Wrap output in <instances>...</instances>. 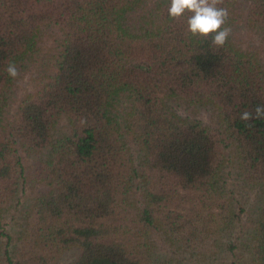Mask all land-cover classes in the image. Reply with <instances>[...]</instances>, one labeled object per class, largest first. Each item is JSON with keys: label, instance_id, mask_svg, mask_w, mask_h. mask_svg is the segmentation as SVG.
Returning a JSON list of instances; mask_svg holds the SVG:
<instances>
[{"label": "trees", "instance_id": "trees-1", "mask_svg": "<svg viewBox=\"0 0 264 264\" xmlns=\"http://www.w3.org/2000/svg\"><path fill=\"white\" fill-rule=\"evenodd\" d=\"M169 6L0 0V264H264V0Z\"/></svg>", "mask_w": 264, "mask_h": 264}, {"label": "clouds", "instance_id": "clouds-1", "mask_svg": "<svg viewBox=\"0 0 264 264\" xmlns=\"http://www.w3.org/2000/svg\"><path fill=\"white\" fill-rule=\"evenodd\" d=\"M223 0H170L168 15L171 19H179L187 14L186 31L192 37H212V44L217 48L223 47L231 28L226 27L229 16L227 8L219 7ZM8 76L16 78L18 70L15 64L9 63L6 67ZM255 116L251 112H243L242 120L264 118V105L254 109Z\"/></svg>", "mask_w": 264, "mask_h": 264}, {"label": "rangeland", "instance_id": "rangeland-1", "mask_svg": "<svg viewBox=\"0 0 264 264\" xmlns=\"http://www.w3.org/2000/svg\"><path fill=\"white\" fill-rule=\"evenodd\" d=\"M92 264H113V263H109V262H107V260L104 259V258H96V259L92 262Z\"/></svg>", "mask_w": 264, "mask_h": 264}]
</instances>
